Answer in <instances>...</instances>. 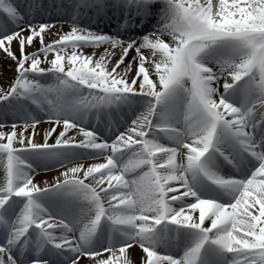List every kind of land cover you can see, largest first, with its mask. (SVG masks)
Wrapping results in <instances>:
<instances>
[{
	"label": "snow or ice",
	"instance_id": "1",
	"mask_svg": "<svg viewBox=\"0 0 264 264\" xmlns=\"http://www.w3.org/2000/svg\"><path fill=\"white\" fill-rule=\"evenodd\" d=\"M0 53V264H264V0H0Z\"/></svg>",
	"mask_w": 264,
	"mask_h": 264
},
{
	"label": "bare ground",
	"instance_id": "2",
	"mask_svg": "<svg viewBox=\"0 0 264 264\" xmlns=\"http://www.w3.org/2000/svg\"><path fill=\"white\" fill-rule=\"evenodd\" d=\"M90 15H92V13H90ZM89 21L88 20H84V24H88ZM115 20H111L109 22V26L104 22L102 21L101 19L96 21V22H93L91 24V27H96L98 28L99 30H106L108 31V27H110V29L112 30L113 28H115ZM98 26V27H97ZM114 26V27H112ZM65 30H68V24H65L64 26ZM109 30V31H111ZM86 52H91L92 50L91 49H85ZM0 64L3 65L5 71H4V74H3V77L0 78V85H6L8 84L10 81H11V78L14 76V72L11 71L10 69H13L15 67V65L10 61V60H4L3 59V54L0 53ZM43 129H46L47 127H42ZM56 175H58L57 172H41L40 175L37 177V182H40V181H47V180H51L53 179ZM141 255V250L139 249H136L134 252H133V256L135 258H139Z\"/></svg>",
	"mask_w": 264,
	"mask_h": 264
},
{
	"label": "rangeland",
	"instance_id": "3",
	"mask_svg": "<svg viewBox=\"0 0 264 264\" xmlns=\"http://www.w3.org/2000/svg\"><path fill=\"white\" fill-rule=\"evenodd\" d=\"M40 127H41V128H42V127H48V125H47V124H43V125H41ZM42 129H43V128H42Z\"/></svg>",
	"mask_w": 264,
	"mask_h": 264
}]
</instances>
